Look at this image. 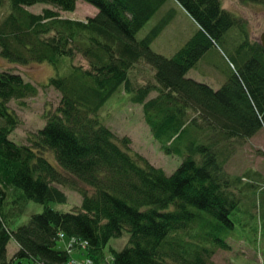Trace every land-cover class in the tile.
Instances as JSON below:
<instances>
[{
    "label": "trees",
    "instance_id": "trees-1",
    "mask_svg": "<svg viewBox=\"0 0 264 264\" xmlns=\"http://www.w3.org/2000/svg\"><path fill=\"white\" fill-rule=\"evenodd\" d=\"M77 1L9 0L10 13L0 23V57L11 65H52L56 76L45 87L61 98L29 144H16L9 136L18 119L7 104L33 98L38 89L19 73L0 70V264H67V252L55 248L59 233L87 241L95 264L102 262V249L124 233L127 245L111 249L110 264H210L218 249H230L220 236L224 230L211 225L233 214L250 189L259 191L264 205V187L225 171L232 148L264 127V49L258 42L236 46L235 73L213 90L186 74L240 26L219 0H173L197 31L170 58L151 45L173 19L172 10L136 39L169 0H81L97 9L86 21L60 19L49 9L36 15L25 10L45 4L73 12ZM240 1L264 6V0ZM77 56L88 67L75 66ZM139 63L154 74L136 88L130 74ZM121 88L142 107L163 154L181 159L172 174L131 154L129 140H119L98 120ZM45 152L53 153L56 167ZM55 185L82 197L79 212L50 208L66 202ZM30 201L43 211L14 229ZM261 231L264 244V220ZM10 241L17 250L8 259Z\"/></svg>",
    "mask_w": 264,
    "mask_h": 264
},
{
    "label": "rangeland",
    "instance_id": "rangeland-1",
    "mask_svg": "<svg viewBox=\"0 0 264 264\" xmlns=\"http://www.w3.org/2000/svg\"><path fill=\"white\" fill-rule=\"evenodd\" d=\"M3 1L2 9H0V20L10 13L9 0ZM219 2L221 8L235 17L240 26L232 27L223 39L215 47L210 48L186 74L187 78L204 84L213 90H218L232 73H235V68L232 65L238 67L236 64L237 61L240 62V59L238 51L234 48L240 44L257 42L259 44L260 36L264 32L263 5H253L240 0H219ZM25 9L34 14H41L44 10L49 9L56 12L60 19L77 21H86L87 18L97 14L95 7L81 0L76 2L73 12H62L45 4H37ZM169 10L173 11V19L151 45L153 52L167 58L172 57L183 48L197 31L194 21L176 2L173 0L166 2L136 35L138 40L144 38ZM0 59L2 58L0 57ZM73 60L75 66L88 67L86 60L80 56L75 57ZM6 64L8 66L0 64L1 71L19 73L26 82L32 83L38 89L37 95L33 98L26 99L24 102L11 100L7 104L8 109L18 119V125L9 136V139L16 144L28 145L29 139L35 137L45 126L46 113L50 115L54 112L60 102V94L51 87H45L49 79L56 76V71L49 63H34L28 64V66L11 65L9 62H6ZM153 74V70L148 65L139 63L131 71L130 79L137 88V86L152 82ZM150 96L155 97L156 93H152ZM131 98L132 94L125 92L123 88L119 89L100 109L98 120L119 140L122 138L129 140L128 149L131 154H137L167 175L172 174L181 163V159L163 154L159 144L153 140L151 132L144 122L142 107L134 104ZM45 154L48 162L56 167L57 163L53 153L45 152ZM225 171L231 177H241L243 183L261 185L263 189L264 127L254 137L242 141V144H237L232 148L231 157L225 164ZM55 186L65 194L66 202L62 204L50 203V208L60 213L79 212L82 197L66 187ZM88 192L91 193V190L88 189ZM260 196L259 191L253 189L244 193L237 211L233 215L236 218L235 228L231 230L224 229L220 234L221 239L226 240L230 249H218L210 264L263 263L264 244L261 240V230L262 221L264 220V205ZM42 211L43 206L40 204L28 202L24 215L12 227L15 229L26 224L31 215L40 214ZM127 242V233H124L121 238L112 239L102 249L103 255L99 257V259H102L101 264H110L112 262L111 249L117 252L121 251L127 245ZM88 246L87 241L58 234V242L55 248L57 251L66 250L65 252L69 255L67 264H95L94 260L97 256L95 253L93 256L89 255ZM16 250L17 246L11 241L8 245L7 258L11 259Z\"/></svg>",
    "mask_w": 264,
    "mask_h": 264
},
{
    "label": "bare ground",
    "instance_id": "bare-ground-1",
    "mask_svg": "<svg viewBox=\"0 0 264 264\" xmlns=\"http://www.w3.org/2000/svg\"><path fill=\"white\" fill-rule=\"evenodd\" d=\"M221 6V4H220ZM222 9V8H221ZM224 10V9H222ZM225 11V10H224ZM47 155L44 153V157H46ZM246 193V192H244ZM238 194V193H237ZM242 194V192H241ZM239 196H241L240 194H238ZM242 197V196H241ZM237 211V209L232 213H227L226 216H225V221L222 222V221H216V226L215 225H211L210 222H208L209 226H213L214 229H221V230H224L223 228L227 229V230H231V229H234L235 226H236V218L233 217V215H235V212ZM208 218H210L209 216H207ZM215 222V221H214ZM61 234V233H59ZM262 240V239H261ZM11 242V241H10ZM10 244V243H9ZM8 244V245H9ZM8 245H7V251H8ZM15 253V252H14Z\"/></svg>",
    "mask_w": 264,
    "mask_h": 264
},
{
    "label": "crops",
    "instance_id": "crops-1",
    "mask_svg": "<svg viewBox=\"0 0 264 264\" xmlns=\"http://www.w3.org/2000/svg\"><path fill=\"white\" fill-rule=\"evenodd\" d=\"M25 10H26L27 12H29L27 9H25ZM29 13H31V12H29ZM31 14H34V13H31ZM35 15H36V14H35ZM6 16H7V15H5V17L3 16V18L1 17L2 19H1L0 21H2L3 19H5ZM6 62H7V61H5L4 59H3V60L0 59V64H1V65L8 66V65L6 64Z\"/></svg>",
    "mask_w": 264,
    "mask_h": 264
},
{
    "label": "water",
    "instance_id": "water-1",
    "mask_svg": "<svg viewBox=\"0 0 264 264\" xmlns=\"http://www.w3.org/2000/svg\"><path fill=\"white\" fill-rule=\"evenodd\" d=\"M259 40H260L261 47L264 49V32L261 34Z\"/></svg>",
    "mask_w": 264,
    "mask_h": 264
},
{
    "label": "flooded vegetation",
    "instance_id": "flooded-vegetation-1",
    "mask_svg": "<svg viewBox=\"0 0 264 264\" xmlns=\"http://www.w3.org/2000/svg\"><path fill=\"white\" fill-rule=\"evenodd\" d=\"M260 43V42H259ZM261 45V44H260Z\"/></svg>",
    "mask_w": 264,
    "mask_h": 264
}]
</instances>
